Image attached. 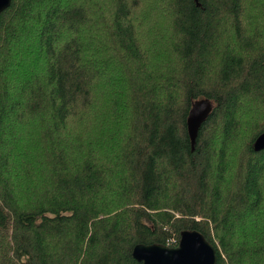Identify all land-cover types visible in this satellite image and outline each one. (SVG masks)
I'll use <instances>...</instances> for the list:
<instances>
[{
    "label": "trees",
    "instance_id": "1",
    "mask_svg": "<svg viewBox=\"0 0 264 264\" xmlns=\"http://www.w3.org/2000/svg\"><path fill=\"white\" fill-rule=\"evenodd\" d=\"M263 132L264 0H11L0 264H141L135 245L185 230L216 264H264Z\"/></svg>",
    "mask_w": 264,
    "mask_h": 264
},
{
    "label": "water",
    "instance_id": "2",
    "mask_svg": "<svg viewBox=\"0 0 264 264\" xmlns=\"http://www.w3.org/2000/svg\"><path fill=\"white\" fill-rule=\"evenodd\" d=\"M199 5V0H194ZM11 3V0H0V14ZM212 109L210 101L205 99L193 103L187 118V131L191 150L196 143L197 132L202 122ZM255 151L264 149V132L254 141ZM132 255L141 264H216L215 248L202 233L196 230H185L181 233L177 247L160 244H137Z\"/></svg>",
    "mask_w": 264,
    "mask_h": 264
},
{
    "label": "rangeland",
    "instance_id": "3",
    "mask_svg": "<svg viewBox=\"0 0 264 264\" xmlns=\"http://www.w3.org/2000/svg\"><path fill=\"white\" fill-rule=\"evenodd\" d=\"M4 141H5V144H3V146L4 147H8V145H10V141H9V137H7V138H5L4 139ZM4 149H6V148H4ZM3 150H1V152H2ZM38 176H39V172L38 171H30V173H29V176H27L26 178H24L23 180H22V183H21V187H22V191L24 190L23 188H28L29 186H30V184H33V188H35V187H41V186H43L44 184H42V185H39V184H37L36 182H34L37 178H38ZM33 182V183H32ZM33 188H32V191L29 189V191H28V197H25L23 194H21L20 192H19V190H18V197L19 198H21L23 201L25 200L26 202L27 201H32V202H34V197H36V196H38L37 195V193H36V191L35 190H33ZM39 190H41V188L39 189ZM15 192H16V190H15Z\"/></svg>",
    "mask_w": 264,
    "mask_h": 264
}]
</instances>
